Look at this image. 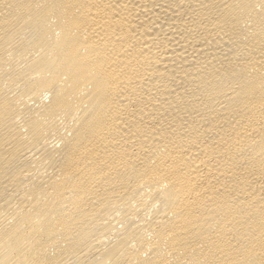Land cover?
<instances>
[{"label":"bare ground","instance_id":"bare-ground-1","mask_svg":"<svg viewBox=\"0 0 264 264\" xmlns=\"http://www.w3.org/2000/svg\"><path fill=\"white\" fill-rule=\"evenodd\" d=\"M0 264H264V0H0Z\"/></svg>","mask_w":264,"mask_h":264}]
</instances>
